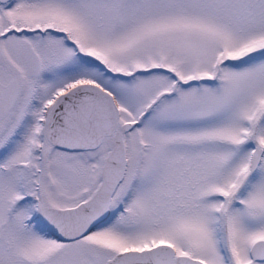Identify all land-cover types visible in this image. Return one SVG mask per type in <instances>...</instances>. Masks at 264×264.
Wrapping results in <instances>:
<instances>
[{
  "label": "snow or ice",
  "instance_id": "1",
  "mask_svg": "<svg viewBox=\"0 0 264 264\" xmlns=\"http://www.w3.org/2000/svg\"><path fill=\"white\" fill-rule=\"evenodd\" d=\"M0 264H264V0H0Z\"/></svg>",
  "mask_w": 264,
  "mask_h": 264
}]
</instances>
